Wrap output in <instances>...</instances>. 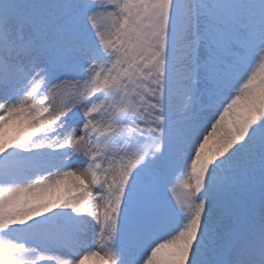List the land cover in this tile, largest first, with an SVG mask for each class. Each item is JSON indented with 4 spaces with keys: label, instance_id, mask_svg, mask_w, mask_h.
Here are the masks:
<instances>
[{
    "label": "snow or ice",
    "instance_id": "1",
    "mask_svg": "<svg viewBox=\"0 0 264 264\" xmlns=\"http://www.w3.org/2000/svg\"><path fill=\"white\" fill-rule=\"evenodd\" d=\"M93 257L264 264V0H0V264Z\"/></svg>",
    "mask_w": 264,
    "mask_h": 264
},
{
    "label": "rangeland",
    "instance_id": "2",
    "mask_svg": "<svg viewBox=\"0 0 264 264\" xmlns=\"http://www.w3.org/2000/svg\"><path fill=\"white\" fill-rule=\"evenodd\" d=\"M85 264H103V262L99 258L93 257V258H90L89 260L85 261Z\"/></svg>",
    "mask_w": 264,
    "mask_h": 264
}]
</instances>
